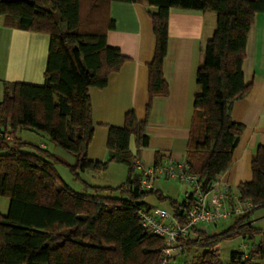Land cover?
Instances as JSON below:
<instances>
[{"label":"trees","instance_id":"1","mask_svg":"<svg viewBox=\"0 0 264 264\" xmlns=\"http://www.w3.org/2000/svg\"><path fill=\"white\" fill-rule=\"evenodd\" d=\"M142 0H0V17L7 27L48 36L42 85L3 83L0 99V131L11 136L0 139V197L8 200L0 214V264H159L162 239L143 229L136 218L139 206L156 194L168 211L183 215L184 202L164 198L151 189L139 190L140 175L135 169L137 152L147 146L144 122L133 112L124 117L121 128L108 129L103 162L90 161L87 149L93 127L88 90L103 89L110 74L119 70L125 58L106 45V33L114 28L108 16L111 3ZM155 8L149 13L155 50L148 65V95L165 96L162 61L166 54L169 11H211L215 30L202 48V62L196 71L197 91L186 148L187 172L196 176L205 189L228 170L232 153L243 127L232 121L235 101L250 90L241 71L246 38L253 18L264 13V0H145ZM20 130L42 134L74 162L64 163L42 147L16 137ZM32 147L35 153L24 152ZM163 158L155 155L154 163ZM55 163H51V160ZM126 167L124 183L113 187H90L93 194L70 190L58 177L55 166L63 165L79 178L85 172H104L110 163ZM252 181L240 184L237 200L228 207L249 202L251 209L239 216L220 234L208 235L194 229L184 246L199 240L201 254L189 264H220L217 244L242 237L260 241L247 252H232L234 264H264V230L247 222L256 210H264V147L251 159ZM107 190L108 196L98 192ZM116 193V197L111 194ZM200 238V239H198ZM217 239V240H216ZM184 252V251H183ZM183 254V253H182Z\"/></svg>","mask_w":264,"mask_h":264},{"label":"crops","instance_id":"2","mask_svg":"<svg viewBox=\"0 0 264 264\" xmlns=\"http://www.w3.org/2000/svg\"><path fill=\"white\" fill-rule=\"evenodd\" d=\"M154 11L145 0L109 5L108 16L114 28L106 33V45L118 50L125 60L117 72L109 75L105 88L88 90L93 127L87 149L90 161L103 162L108 158V129L121 128L129 112L134 113L138 122L145 123L147 146L136 151L133 140L129 144V150L133 154L137 152L138 160L150 166L155 155L160 154L172 161H186L197 91L196 71L202 62V48L215 30L216 15L211 11L177 8L169 11L166 54L162 61L166 94L150 98L147 67L154 56L155 37L149 13ZM47 49V35L7 27L0 17V88L3 83L42 85ZM241 71L243 82L250 90L233 103L230 116L243 131L232 153L230 167L218 178L229 186L234 202L238 186L252 181L253 154L258 147H264V13L253 18ZM111 164L114 162L106 171ZM156 184L154 181L153 190L172 200L170 188L166 184L155 187Z\"/></svg>","mask_w":264,"mask_h":264},{"label":"built area","instance_id":"3","mask_svg":"<svg viewBox=\"0 0 264 264\" xmlns=\"http://www.w3.org/2000/svg\"><path fill=\"white\" fill-rule=\"evenodd\" d=\"M1 138L10 140L11 136L0 131ZM135 169L140 175L139 190L142 192L153 189V182L160 178L174 180L183 186L182 217L157 207L139 206L134 212L139 225L163 241L159 264H186L180 261L185 248L183 242L194 235V229L215 235L206 229L215 227L231 216H239L252 207L249 202L228 207L227 202L232 200L229 186L216 180L204 189L197 177L187 172L186 161L163 158L158 163L146 166L136 160ZM237 259L235 255L233 262L228 264H234Z\"/></svg>","mask_w":264,"mask_h":264},{"label":"rangeland","instance_id":"4","mask_svg":"<svg viewBox=\"0 0 264 264\" xmlns=\"http://www.w3.org/2000/svg\"><path fill=\"white\" fill-rule=\"evenodd\" d=\"M1 95H2V87L0 88V99H1ZM16 137L24 142L31 144L32 146H37V147H41L42 145L46 146L45 149L49 153L54 154L64 163L71 165L74 162L72 155L64 152L60 148L53 145L48 140V138L42 134H38L28 130H20L16 133ZM22 150L24 152L35 153L34 152L35 150L32 147H25ZM51 163H55L54 159L51 160ZM109 167L110 168L106 172L105 171L101 172V174H97V173L89 174V172L81 173L79 174V178L73 177L70 174L68 168L61 164L55 166V171L58 177L60 178V180L70 190L79 194L85 193L91 195L93 194V191L91 189L90 190L86 189L83 183H86L90 187H99V188H105V187L115 188L116 186H119L122 183H124L126 179L125 166H123L122 164L114 163L111 164ZM155 181H157V184H161V185L166 184V186L170 188L171 190L170 197L172 200H175L178 203H180L183 200V193L181 190L183 186L180 185L178 182L174 180H166L163 178L156 179ZM110 182H115V183L113 184ZM157 184L155 185V187H157ZM98 193L101 196L110 195V192L107 190H101ZM155 195L156 194L154 193L147 196L144 202L152 207L168 210L169 209L168 204L164 203L160 205ZM111 196L116 197L117 194L113 193L111 194ZM7 209H8V200L4 197H0V214L5 215L7 213ZM235 218H236L235 216H231L227 220L221 221L215 227H209L206 230H208L210 233L215 232L217 234H220L223 231L227 230L235 222ZM247 222L250 223L252 227L255 229L264 230V210H256L254 213L250 215ZM259 241H260L259 235H256L253 241H248L242 237H234L231 239L220 241L217 244V250H218L217 258L219 260V263L228 264L230 259V254L232 252H247L249 249L253 247V245L259 243ZM205 242L207 243L212 241H204L201 239L196 244L187 245V247H185L183 250L184 252L180 257V261L189 264L193 261V259L195 260L196 257H198L201 254V250H197V247L199 246V244H204ZM244 246H247V248H245Z\"/></svg>","mask_w":264,"mask_h":264}]
</instances>
